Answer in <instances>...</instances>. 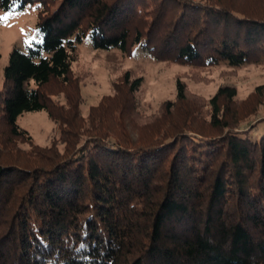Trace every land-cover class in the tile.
Masks as SVG:
<instances>
[{"label":"trees","instance_id":"16d2710c","mask_svg":"<svg viewBox=\"0 0 264 264\" xmlns=\"http://www.w3.org/2000/svg\"><path fill=\"white\" fill-rule=\"evenodd\" d=\"M30 4L43 39L12 50L0 89V264H264V129L243 128L236 89L211 97L208 128L186 119L132 140L114 114L134 105L143 77L127 70L114 101L84 120L72 68L88 38L192 65L263 60L264 0H0V10ZM185 91L178 83L161 119L186 113ZM252 97L256 113L264 84ZM43 109L60 130L48 146L18 123Z\"/></svg>","mask_w":264,"mask_h":264},{"label":"rangeland","instance_id":"374dc122","mask_svg":"<svg viewBox=\"0 0 264 264\" xmlns=\"http://www.w3.org/2000/svg\"><path fill=\"white\" fill-rule=\"evenodd\" d=\"M37 23L36 4L25 8L0 10V89L3 88L5 67L12 50L26 49L28 44L42 41L43 34ZM72 68L73 75L80 80L82 102L79 112L84 120L88 119L92 107L102 100L105 99L104 105L109 104V97L113 99L110 102L114 101L117 85L122 84L127 70H130L134 77H143L140 89L133 96L134 107H126L122 113L114 114L116 121L125 125V132L128 131L132 140L150 136L152 140L164 138L174 134L186 119L190 126L208 128L210 99L221 86L226 85L236 89L233 113L239 117L243 128L249 131L248 125L255 124L256 133L264 129V122H261L264 117L263 105L256 106V113L250 110L257 102L252 93L258 85L264 84V59L242 66H230L225 62L192 65L158 60L141 45H135L128 52L118 48H95L92 40L88 38L79 45ZM178 83L185 86L188 99L185 104L186 113H180L179 109H176L172 119H161L159 116L165 101L177 99ZM62 86L57 80H52L47 86L48 91L56 94L55 98L59 103L65 102ZM121 91V94L125 93L124 88ZM192 117L193 120L190 121ZM18 123L29 131L35 144L48 146L53 139L59 140L58 123L44 109L25 111L18 117ZM113 125V122L109 125L111 130ZM256 133L251 132L253 135ZM20 144L25 148L29 147L28 142L21 141ZM59 145L60 148L64 146L60 141Z\"/></svg>","mask_w":264,"mask_h":264},{"label":"snow or ice","instance_id":"6c2138e0","mask_svg":"<svg viewBox=\"0 0 264 264\" xmlns=\"http://www.w3.org/2000/svg\"><path fill=\"white\" fill-rule=\"evenodd\" d=\"M4 19H7V17H4Z\"/></svg>","mask_w":264,"mask_h":264}]
</instances>
